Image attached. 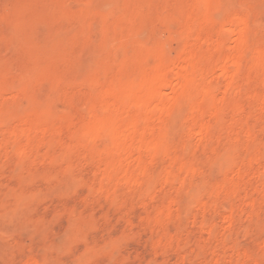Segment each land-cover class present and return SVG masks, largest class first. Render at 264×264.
Instances as JSON below:
<instances>
[{
	"label": "rangeland",
	"instance_id": "374dc122",
	"mask_svg": "<svg viewBox=\"0 0 264 264\" xmlns=\"http://www.w3.org/2000/svg\"><path fill=\"white\" fill-rule=\"evenodd\" d=\"M0 264H264V0H0Z\"/></svg>",
	"mask_w": 264,
	"mask_h": 264
},
{
	"label": "bare ground",
	"instance_id": "6f19581e",
	"mask_svg": "<svg viewBox=\"0 0 264 264\" xmlns=\"http://www.w3.org/2000/svg\"><path fill=\"white\" fill-rule=\"evenodd\" d=\"M201 8V7H200ZM200 8H199V11H200ZM198 9V8H197ZM202 10V9H201ZM195 11V10H194ZM198 11V12H199ZM204 10H202V12H203ZM197 12V11H196ZM197 12V13H198ZM193 14V13H192ZM195 14V16H194V18H196V19H194V21H196L197 20V18L199 19V13L198 14H196V13H194ZM198 15V16H197ZM197 16V17H196ZM211 20V19H210ZM193 21V22H194ZM198 21V20H197ZM196 23V22H195ZM203 24V23H202ZM196 25V24H195ZM200 25V24H199ZM198 26V25H197ZM203 26V25H202ZM195 27V26H194ZM195 29V28H194ZM200 31V30H199ZM237 32V31H236ZM232 35V34H231ZM230 36V35H229ZM235 37V36H234ZM179 65V64H178ZM175 64H174V66H171V67H169L170 69V75L171 76H173L174 77V74H175V76L177 75V67L175 68ZM185 66V65H184ZM230 68V67H229ZM233 69V68H232ZM173 70V71H172ZM177 72V73H176ZM223 72V71H222ZM172 73V74H171ZM174 73V74H173ZM179 73H180V71H179ZM169 75V76H170ZM156 76V75H155ZM158 77H156V79H155V83H151V84H148V82L144 85V86H142L141 88H140V90L138 91V93L132 98V100H131V104L132 105H134V106H136V107H139L140 109H142V110H148V108L151 106L152 107V105H154V107L157 109L158 107H160V109H161V98H162V96H161V90H163V89H166L167 88V90H170V91H168V93L169 92H171L172 94H173V92H174V90H175V88H176V84H175V82H174V80L171 78V76L170 77H164V76H159V75H157ZM168 76V75H167ZM181 77V76H180ZM176 78H178V77H176ZM152 79H154V78H152ZM150 82V81H149ZM154 82V81H153ZM179 86L181 85V84H178ZM166 90V91H167ZM175 94V93H174ZM165 95V94H164ZM166 102V101H165ZM163 104H164V102H163ZM157 107H156V106ZM133 107V106H132ZM136 107H135V109H136ZM154 110V109H153ZM159 110V109H158ZM140 113V112H139Z\"/></svg>",
	"mask_w": 264,
	"mask_h": 264
}]
</instances>
